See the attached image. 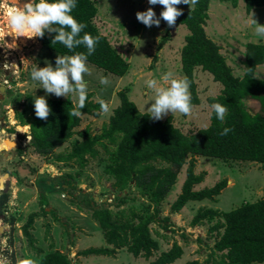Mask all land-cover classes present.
Returning <instances> with one entry per match:
<instances>
[{
	"label": "rangeland",
	"instance_id": "obj_1",
	"mask_svg": "<svg viewBox=\"0 0 264 264\" xmlns=\"http://www.w3.org/2000/svg\"><path fill=\"white\" fill-rule=\"evenodd\" d=\"M96 2L99 10L94 23L130 62V67L125 75L119 76L107 73L86 61L89 68L88 74L83 76L86 81V95L92 93L90 100L93 102L104 100L109 110L107 113L100 112L99 116L84 113L81 124L76 128V134L57 147L54 154L69 153L74 142L83 139L81 133L85 130L93 135L100 133L114 108L120 104L118 92L124 87H127L130 98L136 102L140 111L148 112L154 92L146 88V79H156L159 85L167 87L170 82L162 81L161 77L170 72L173 78L186 81L181 66V48L189 33L186 25L175 27L172 38L159 46L165 32L164 21L161 20L158 26L147 27L136 19V13L151 7L159 17L163 6L150 5L147 0ZM24 3L25 0H0V87L5 85L3 91L0 89V93L5 96L0 102V113L4 115L0 121V145L3 138L18 141L16 146L0 149L1 169L11 170L8 183L4 189H0V194L6 192L9 195L4 207L0 208V224L6 229L0 236V264H19L25 258L31 260L32 264H39L46 253L55 250L67 253L73 264H150L161 251L170 249L174 242L182 245L184 253L172 264H187L192 260H198L200 264H212L205 262V259L212 252L219 236L210 232L209 228L222 218L194 225V215L202 207L228 211L264 197V164L196 156L195 170L197 173H205V179L194 186L195 190L210 187L221 179H227V186L216 200H190L181 210L173 212L172 204L182 192L186 179V169L191 158L189 156L161 205V216L169 217L168 226L164 227L160 223L150 225L153 236L160 244V249L154 256L149 259L135 257L126 248L117 249L114 255L80 254L89 247H112L107 245L101 227L92 217L89 202L112 203L118 195L127 191L140 194V190L134 186L122 192L113 188L114 178L105 170L108 155L101 146L99 155L90 158L85 167L75 162L57 161L53 155L47 156L33 150L30 125L20 124L16 117V108L23 106L20 102L24 95L31 99L35 96L67 97L45 93L39 83L30 78L33 65L55 66V58L64 54L43 46L38 36L21 35L11 27L8 23L9 14L22 8ZM177 7L183 11L191 9L187 4ZM208 12V35L221 45V51L233 67L234 73L242 76L245 71L246 44L249 41L264 42V36L257 35L255 25L248 22L253 17L257 23L264 24V3L255 6L248 13L243 1L235 7L230 1L211 0ZM100 76L106 77L108 84H100ZM255 76L264 79V64L256 68ZM195 80L199 103L193 104L187 115L168 112L161 118L172 115L174 124L185 134H192L210 124L212 103L209 98L219 95L223 87L213 79L210 72L203 71L200 67L195 69ZM6 88L9 89L8 92L5 91ZM188 94L190 97L189 86ZM68 97L76 105L77 97L74 94H69ZM244 105L251 112H255L260 104L258 100L245 99ZM3 121L5 127L1 126ZM1 151L9 153V157H3ZM42 195L47 200L46 204L40 200ZM140 201H146V198L137 200L136 204L141 206ZM31 214L34 215V220L29 225V231L34 238L33 245L24 233V226ZM251 264H264V261Z\"/></svg>",
	"mask_w": 264,
	"mask_h": 264
},
{
	"label": "trees",
	"instance_id": "obj_2",
	"mask_svg": "<svg viewBox=\"0 0 264 264\" xmlns=\"http://www.w3.org/2000/svg\"><path fill=\"white\" fill-rule=\"evenodd\" d=\"M211 0H196L194 6L176 18L169 27L164 21L165 32L159 46L172 38V30L184 24L189 29L181 48V66L190 90V105L199 103L195 69L200 67L210 72L215 81L223 87L219 95L210 97V102L220 103L226 108L224 120L216 119L212 111L211 122L207 127L192 134H185L174 124L173 116L164 119H150L148 112H142L129 94L127 87L118 92L120 104L116 106L100 133L91 134L85 130L83 139L75 141L69 153L54 154V150L69 141L81 124L84 113L99 116L100 104L90 100L92 93L86 95L80 115H71L75 104L70 97L45 98L50 112L47 119H39L34 114L33 99L24 95L16 108V117L22 125H30L31 146L36 152L54 156L57 161L78 163L85 167L90 158H96L101 146L108 155L106 172L114 178L113 188L119 192L134 186L140 194L127 191L118 195L112 203L98 204L90 201V213L98 222L108 246L89 247L81 255H114L117 249L126 248L135 257L147 259L160 249L159 241L153 236L150 225L160 223L167 227L168 216H161V205L176 183L181 169L188 162L186 179L182 192L172 204V211L181 210L190 200L206 198L216 200L227 186V179H221L210 187L198 190L196 184L205 179V173L195 170L196 156H212L223 160L235 159L254 161L264 164V79L255 76L256 68L264 64V42L249 41L245 51V71L242 76L234 73L233 67L222 53L221 45L208 35L206 30ZM230 1L237 6L243 1L250 13L264 0H221ZM96 0H77L72 10L73 17L83 22L85 32L99 37L95 51L87 55L88 62L100 67L107 73L125 75L130 62L111 44L108 37L94 23L98 13ZM55 33L45 30L38 37L41 44L64 55L87 53L78 45L71 51L59 42L52 44ZM245 99L259 101V109L251 112L244 105ZM21 101V100H20ZM23 103V104H22ZM106 103V102H105ZM224 128L230 131L221 135ZM8 193L0 195V208L8 200ZM146 198L140 201L139 198ZM43 204L47 203L44 195ZM218 219L209 231L219 237L205 262L212 264H251L264 261V197L254 202L244 203L228 211L212 207H202L194 215L192 224ZM34 220L31 214L24 233L31 245L34 238L29 225ZM167 222V223H165ZM183 247L174 242L168 250L161 251L150 264H172L183 255ZM39 264H73L72 258L64 252L55 250L46 253ZM187 264H200L198 260Z\"/></svg>",
	"mask_w": 264,
	"mask_h": 264
},
{
	"label": "clouds",
	"instance_id": "obj_3",
	"mask_svg": "<svg viewBox=\"0 0 264 264\" xmlns=\"http://www.w3.org/2000/svg\"><path fill=\"white\" fill-rule=\"evenodd\" d=\"M150 5H161L163 10L159 17L150 7L146 11H138L136 19L147 27L159 25L163 20L169 27L175 24L176 18L182 14V9L177 5L187 4L190 6L196 0H147ZM77 0H25L22 8L12 11L8 16V23L21 35L42 37L47 30L55 33L52 44L59 42L68 50L82 45L87 53H74L72 55H58L55 58V66L47 64L44 67L33 65L30 72L32 81L38 82L39 86L47 94H55L57 97L63 95L68 97L74 94L77 103L71 115L79 116L80 109L84 107L86 99V81L83 76L88 74L89 68L86 64L87 55L95 51V45L99 37H93L88 33L80 35L85 28L83 22H78L72 13L76 7ZM255 25V32L259 36H264V24H259L253 17L248 21ZM162 81H169L167 87L158 84L156 79H146L144 81L148 90L154 92V99L148 107L150 119L159 120L162 115L168 112H180L187 115L191 110L190 97L188 94V83L183 79L173 78L172 73L166 72L161 77ZM102 85L108 84L104 76L99 77ZM100 110L107 113L109 106L104 100L99 101ZM34 114L39 119H47L50 108L44 96L33 97ZM216 119L223 121L226 112L225 106L220 103L211 105ZM230 131L224 128L221 135ZM19 264H32V261L25 258Z\"/></svg>",
	"mask_w": 264,
	"mask_h": 264
},
{
	"label": "flooded vegetation",
	"instance_id": "obj_4",
	"mask_svg": "<svg viewBox=\"0 0 264 264\" xmlns=\"http://www.w3.org/2000/svg\"><path fill=\"white\" fill-rule=\"evenodd\" d=\"M1 67V66H0ZM6 70V69H5ZM1 77V76H0ZM2 87H5V85H1V87H0V89L2 88ZM2 90V89H1ZM8 90L9 89H5V91H7L8 92ZM3 91V90H2ZM5 96H4V94L3 93H0V102H2V100H3V98H4ZM3 117H4V115L3 114H1L0 113V121L1 120H3ZM2 124L3 125H1L2 127H5V123H4V121L2 122ZM15 141H16V144H18V141L16 140V139H9V138H3V143L0 145V149L2 148V149H6V147L8 148V147H11V146H15ZM1 153H2V155H3V157H9L8 155H9V153H5V152H3V151H1ZM2 167H0V179H2L3 180V184H4V186H6V184L8 183V180H9V177L11 176V170H7V171H3V169H1ZM4 168V167H3ZM8 177V178H7ZM4 186L2 187V188H0V189H4ZM2 194V193H1ZM0 194V195H1ZM6 230V229H5ZM5 230H4V232H5ZM3 232V233H4ZM3 235V234H2ZM1 235V236H2Z\"/></svg>",
	"mask_w": 264,
	"mask_h": 264
},
{
	"label": "water",
	"instance_id": "obj_5",
	"mask_svg": "<svg viewBox=\"0 0 264 264\" xmlns=\"http://www.w3.org/2000/svg\"><path fill=\"white\" fill-rule=\"evenodd\" d=\"M3 88L4 87H2L1 89L3 90ZM15 146H16V141H15ZM3 186H4L3 180L0 179V188H2ZM4 230H5V226L0 224V236L3 234Z\"/></svg>",
	"mask_w": 264,
	"mask_h": 264
},
{
	"label": "bare ground",
	"instance_id": "obj_6",
	"mask_svg": "<svg viewBox=\"0 0 264 264\" xmlns=\"http://www.w3.org/2000/svg\"><path fill=\"white\" fill-rule=\"evenodd\" d=\"M11 62H12V61H11ZM12 65H13V64H12ZM12 67H13V66H12ZM14 68H15V67H14ZM14 121H15V120H14ZM14 121H13V122H14ZM20 127H21V126H20ZM22 128H23V126H22Z\"/></svg>",
	"mask_w": 264,
	"mask_h": 264
}]
</instances>
